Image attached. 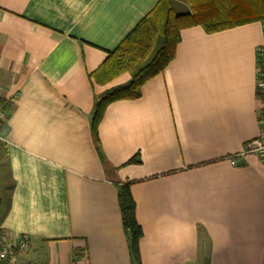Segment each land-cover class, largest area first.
Here are the masks:
<instances>
[{
    "label": "crops",
    "instance_id": "1",
    "mask_svg": "<svg viewBox=\"0 0 264 264\" xmlns=\"http://www.w3.org/2000/svg\"><path fill=\"white\" fill-rule=\"evenodd\" d=\"M161 1L0 0V232L28 244L14 264H132L124 185L141 264H264V162L240 155L261 131L264 22L181 30L140 96L105 107L95 147L96 100L130 80L100 67L145 17L162 19Z\"/></svg>",
    "mask_w": 264,
    "mask_h": 264
},
{
    "label": "trees",
    "instance_id": "2",
    "mask_svg": "<svg viewBox=\"0 0 264 264\" xmlns=\"http://www.w3.org/2000/svg\"><path fill=\"white\" fill-rule=\"evenodd\" d=\"M162 0L156 14L145 17L126 36L122 43L108 53L100 72L108 80L128 73L130 80L122 86L106 92L95 104L90 120V131L96 149H99L97 127L105 107L113 102L135 100L140 88L159 75L174 58L179 33L183 29L200 26L207 33L219 32L251 22H264V0H181L190 12L175 14ZM130 162H138L132 160ZM119 204L123 228L128 235L132 264H141L138 253L140 227L134 218V203L126 185L119 190Z\"/></svg>",
    "mask_w": 264,
    "mask_h": 264
},
{
    "label": "built area",
    "instance_id": "3",
    "mask_svg": "<svg viewBox=\"0 0 264 264\" xmlns=\"http://www.w3.org/2000/svg\"><path fill=\"white\" fill-rule=\"evenodd\" d=\"M257 56V77H256V93L258 96V123L261 126L260 136L247 142L240 155L245 156L248 154H254L258 159L264 162V33L263 42L258 46L256 51ZM5 120L4 113L2 111V105H0V123ZM230 165H235L234 156L227 158ZM28 249L27 241L23 238L15 244L8 243L6 240V234L0 232V264L9 263L14 264L18 255L25 253ZM24 264H34L25 262Z\"/></svg>",
    "mask_w": 264,
    "mask_h": 264
}]
</instances>
